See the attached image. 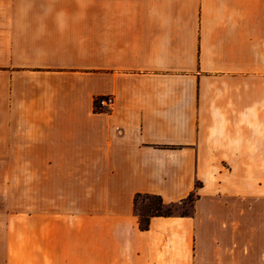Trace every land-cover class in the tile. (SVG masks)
Listing matches in <instances>:
<instances>
[{
	"label": "crops",
	"instance_id": "crops-1",
	"mask_svg": "<svg viewBox=\"0 0 264 264\" xmlns=\"http://www.w3.org/2000/svg\"><path fill=\"white\" fill-rule=\"evenodd\" d=\"M0 154V264H264V0H0Z\"/></svg>",
	"mask_w": 264,
	"mask_h": 264
},
{
	"label": "rangeland",
	"instance_id": "rangeland-1",
	"mask_svg": "<svg viewBox=\"0 0 264 264\" xmlns=\"http://www.w3.org/2000/svg\"><path fill=\"white\" fill-rule=\"evenodd\" d=\"M11 171V169L2 168L0 162V241L3 238L4 226L7 224L8 218H12L15 215L27 218L36 210L51 209L53 211H63L67 209L69 204V202L65 201L40 199V197L46 196L51 191L50 186L33 184V179L24 174L25 170H21L18 179L20 183L8 184ZM139 207H142L141 203H139ZM162 209L172 214L188 213L190 211L188 203H174ZM31 220L25 221L26 224L32 225Z\"/></svg>",
	"mask_w": 264,
	"mask_h": 264
},
{
	"label": "trees",
	"instance_id": "trees-1",
	"mask_svg": "<svg viewBox=\"0 0 264 264\" xmlns=\"http://www.w3.org/2000/svg\"><path fill=\"white\" fill-rule=\"evenodd\" d=\"M140 201L142 202L141 208L139 207ZM168 205L158 195L136 194L134 197V210L137 211L140 229H146L148 227L149 218L152 216L170 215V212L163 211L162 209L168 207Z\"/></svg>",
	"mask_w": 264,
	"mask_h": 264
},
{
	"label": "built area",
	"instance_id": "built-area-1",
	"mask_svg": "<svg viewBox=\"0 0 264 264\" xmlns=\"http://www.w3.org/2000/svg\"><path fill=\"white\" fill-rule=\"evenodd\" d=\"M94 102L97 110H108L113 106V97L111 95L98 96Z\"/></svg>",
	"mask_w": 264,
	"mask_h": 264
}]
</instances>
